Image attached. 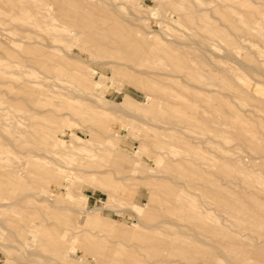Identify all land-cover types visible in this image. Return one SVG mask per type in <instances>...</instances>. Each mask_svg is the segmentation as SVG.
Returning <instances> with one entry per match:
<instances>
[{
    "label": "rangeland",
    "instance_id": "374dc122",
    "mask_svg": "<svg viewBox=\"0 0 264 264\" xmlns=\"http://www.w3.org/2000/svg\"><path fill=\"white\" fill-rule=\"evenodd\" d=\"M0 264H264V0H0Z\"/></svg>",
    "mask_w": 264,
    "mask_h": 264
},
{
    "label": "bare ground",
    "instance_id": "6f19581e",
    "mask_svg": "<svg viewBox=\"0 0 264 264\" xmlns=\"http://www.w3.org/2000/svg\"><path fill=\"white\" fill-rule=\"evenodd\" d=\"M200 6V5H199ZM201 11V10H200ZM74 32V31H73ZM73 32H72V34L71 35H73ZM65 39V38H64ZM69 41H67V42H70V41H72V40H70V39H68ZM74 43V42H73ZM72 43V44H73ZM74 45V44H73ZM199 61V60H198ZM206 63H204V65H205ZM59 66L58 65H53L51 68H49L48 70L51 72V71H54L51 75H45V77L44 78H47L48 80H52V83L49 81V82H47L48 84H47V88L48 89H52L53 87H56V86H59L58 84H57V79L58 78H61V74H60V72H59ZM73 71V70H72ZM180 97V96H179ZM183 102V101H182ZM231 257H233V256H231ZM226 261V260H225Z\"/></svg>",
    "mask_w": 264,
    "mask_h": 264
}]
</instances>
